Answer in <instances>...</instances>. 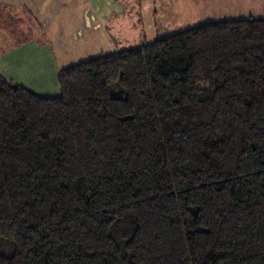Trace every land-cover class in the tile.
Wrapping results in <instances>:
<instances>
[{"label": "trees", "instance_id": "trees-1", "mask_svg": "<svg viewBox=\"0 0 264 264\" xmlns=\"http://www.w3.org/2000/svg\"><path fill=\"white\" fill-rule=\"evenodd\" d=\"M0 74V264H264V19Z\"/></svg>", "mask_w": 264, "mask_h": 264}, {"label": "crops", "instance_id": "crops-1", "mask_svg": "<svg viewBox=\"0 0 264 264\" xmlns=\"http://www.w3.org/2000/svg\"><path fill=\"white\" fill-rule=\"evenodd\" d=\"M127 1L0 0V74L57 97L61 70L120 51L109 25Z\"/></svg>", "mask_w": 264, "mask_h": 264}, {"label": "rangeland", "instance_id": "rangeland-1", "mask_svg": "<svg viewBox=\"0 0 264 264\" xmlns=\"http://www.w3.org/2000/svg\"><path fill=\"white\" fill-rule=\"evenodd\" d=\"M124 9L109 25L120 51L206 23L264 19V0H130Z\"/></svg>", "mask_w": 264, "mask_h": 264}]
</instances>
